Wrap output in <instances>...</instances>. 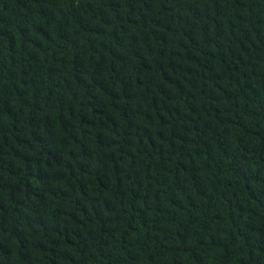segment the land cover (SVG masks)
Segmentation results:
<instances>
[{
    "label": "trees",
    "instance_id": "obj_1",
    "mask_svg": "<svg viewBox=\"0 0 264 264\" xmlns=\"http://www.w3.org/2000/svg\"><path fill=\"white\" fill-rule=\"evenodd\" d=\"M0 264H264V0H0Z\"/></svg>",
    "mask_w": 264,
    "mask_h": 264
}]
</instances>
